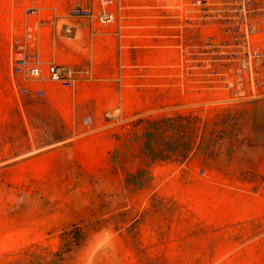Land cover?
<instances>
[{"label":"rangeland","instance_id":"374dc122","mask_svg":"<svg viewBox=\"0 0 264 264\" xmlns=\"http://www.w3.org/2000/svg\"><path fill=\"white\" fill-rule=\"evenodd\" d=\"M108 1L123 6V22H84L72 39L60 32L41 46L45 63L79 72L74 90L29 80L30 92L18 94L12 42L26 32L10 38L13 96L0 106V264H264V168L252 165L264 153V98L212 103L218 96L205 72L217 63L200 54L202 24L211 18L175 12L181 0ZM37 87L45 94L36 95ZM168 117L173 138L193 122L195 147L184 159L151 160L143 128ZM97 133L120 141L123 169L134 158L137 170L125 179L57 176L60 188L49 200L64 206V221L42 223L38 205L53 193L32 159L57 141ZM130 185L147 195L129 198Z\"/></svg>","mask_w":264,"mask_h":264},{"label":"built area","instance_id":"2783aa9c","mask_svg":"<svg viewBox=\"0 0 264 264\" xmlns=\"http://www.w3.org/2000/svg\"><path fill=\"white\" fill-rule=\"evenodd\" d=\"M180 2L174 3L175 12L187 16L199 12L211 18V21L202 24L206 31L200 54L204 56L203 62L217 63L212 71L205 72L211 76V88L218 96L212 103L236 105L242 101L264 98V0ZM110 4L108 0H99L98 7H73L69 16L76 23L66 24L62 32L72 39L81 23L95 27L123 22L126 17L123 6L116 9ZM188 4L189 7L185 6ZM211 53L213 56L208 57ZM11 63L13 84L18 94L30 92L26 85L29 80H50L73 90L78 86L79 72L74 67L45 63L36 32L28 31L14 38ZM204 66L209 67V64ZM35 94L43 95L45 89L37 87Z\"/></svg>","mask_w":264,"mask_h":264},{"label":"crops","instance_id":"0c3cea01","mask_svg":"<svg viewBox=\"0 0 264 264\" xmlns=\"http://www.w3.org/2000/svg\"><path fill=\"white\" fill-rule=\"evenodd\" d=\"M94 3L95 0H0V106H3L13 96L9 43L13 32H36L40 47H47L49 42H57L60 39L62 27L66 25L61 24L62 20H66L73 25L76 23L75 19L69 16V12L73 7L90 6ZM104 100H106V96ZM100 102L102 100L99 101L97 109L105 115L108 109L102 108L105 106H101ZM91 121L101 122V119H92ZM65 123L69 125V122ZM66 141L53 143L47 152L32 159L35 174L47 176V182H43L42 185H48L47 190L53 193L49 195L48 199H41L38 205L40 211L37 213H40L36 218L42 223L49 220L55 223L64 221L63 218H60L61 214L65 213L64 206L49 200L50 196L54 195L53 191L58 192L60 188L57 176H63L66 173H106L117 174L122 177L124 175L125 179L128 173H135L137 170V168L132 167L135 163L134 158H130L132 161L129 162L128 166H125L127 167L125 170L123 169L120 162L123 156L119 147L120 141L107 134L97 133L77 137L70 142ZM67 143L69 145L66 146ZM252 165L255 172L261 173L262 168H264V153H258ZM133 187V185L128 187L131 190L128 192L129 198L132 194L141 193L143 197L147 195L146 189L134 190ZM54 217L56 219H53Z\"/></svg>","mask_w":264,"mask_h":264},{"label":"trees","instance_id":"16d2710c","mask_svg":"<svg viewBox=\"0 0 264 264\" xmlns=\"http://www.w3.org/2000/svg\"><path fill=\"white\" fill-rule=\"evenodd\" d=\"M179 118L183 119L182 116ZM174 118L151 119L143 128L141 147L144 155L151 160H169L177 155L186 158L195 147L193 122L181 125L180 138H173ZM179 136V134L177 135ZM133 175L132 177H134Z\"/></svg>","mask_w":264,"mask_h":264}]
</instances>
